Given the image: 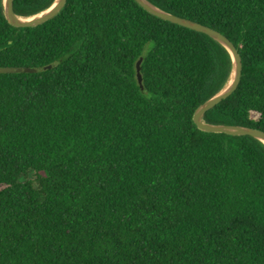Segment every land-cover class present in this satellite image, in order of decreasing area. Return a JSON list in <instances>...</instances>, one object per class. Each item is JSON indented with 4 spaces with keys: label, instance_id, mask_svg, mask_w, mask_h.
Masks as SVG:
<instances>
[{
    "label": "trees",
    "instance_id": "obj_1",
    "mask_svg": "<svg viewBox=\"0 0 264 264\" xmlns=\"http://www.w3.org/2000/svg\"><path fill=\"white\" fill-rule=\"evenodd\" d=\"M147 1L237 50L203 121L264 132V0ZM4 67L33 71L0 74V264H264V145L192 122L230 74L219 43L133 0H66L27 28L0 0Z\"/></svg>",
    "mask_w": 264,
    "mask_h": 264
},
{
    "label": "water",
    "instance_id": "obj_2",
    "mask_svg": "<svg viewBox=\"0 0 264 264\" xmlns=\"http://www.w3.org/2000/svg\"><path fill=\"white\" fill-rule=\"evenodd\" d=\"M66 0H53V2L41 12L30 16L29 20L21 21L20 17L14 14L12 10L13 0H1L2 2V14L9 25L15 28H27V27H36L44 22L52 19L56 16L60 10L63 8ZM139 7L150 15L159 18L161 20L167 21L169 23L184 27L199 33H202L209 38L213 39L219 43L222 47L225 48L229 54L231 61V69L228 79L224 86L212 97L205 100L200 104L192 114V122L195 127L203 132L207 133H222L230 136H248L251 137L264 145V132L258 129L241 127V126H232V125H223V124H210L203 121V116L206 111L212 109L215 105L220 103L222 100L230 96L235 90L241 75V62L240 57L237 53L236 48L232 43L224 37L219 32L210 29L202 24L187 20L173 14L167 13L160 8L154 6L147 0H133ZM141 58H139L135 64L136 80L140 88L141 87V78L139 74V64ZM31 72L33 69L28 68H0V74L2 73H13V72Z\"/></svg>",
    "mask_w": 264,
    "mask_h": 264
},
{
    "label": "bare ground",
    "instance_id": "obj_3",
    "mask_svg": "<svg viewBox=\"0 0 264 264\" xmlns=\"http://www.w3.org/2000/svg\"><path fill=\"white\" fill-rule=\"evenodd\" d=\"M21 21H26V20H29L30 19V17H25V18H19Z\"/></svg>",
    "mask_w": 264,
    "mask_h": 264
}]
</instances>
